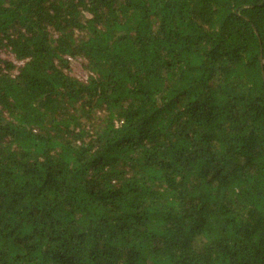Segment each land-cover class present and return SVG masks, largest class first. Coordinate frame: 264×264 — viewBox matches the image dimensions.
<instances>
[{"label": "trees", "instance_id": "16d2710c", "mask_svg": "<svg viewBox=\"0 0 264 264\" xmlns=\"http://www.w3.org/2000/svg\"><path fill=\"white\" fill-rule=\"evenodd\" d=\"M0 51V264H264V0H0Z\"/></svg>", "mask_w": 264, "mask_h": 264}, {"label": "rangeland", "instance_id": "374dc122", "mask_svg": "<svg viewBox=\"0 0 264 264\" xmlns=\"http://www.w3.org/2000/svg\"><path fill=\"white\" fill-rule=\"evenodd\" d=\"M0 58L14 61L13 56L9 53H6L5 51H0ZM70 75L80 80H86L87 78L86 72L84 71L82 65L78 62L73 63V65L71 66Z\"/></svg>", "mask_w": 264, "mask_h": 264}]
</instances>
